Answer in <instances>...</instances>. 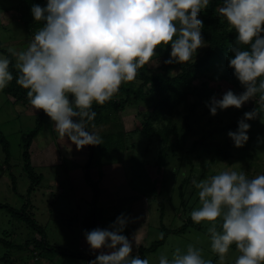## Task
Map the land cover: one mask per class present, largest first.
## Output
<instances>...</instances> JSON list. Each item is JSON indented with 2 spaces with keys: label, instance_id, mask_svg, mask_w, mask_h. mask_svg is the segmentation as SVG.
I'll return each mask as SVG.
<instances>
[{
  "label": "clouds",
  "instance_id": "9594fccd",
  "mask_svg": "<svg viewBox=\"0 0 264 264\" xmlns=\"http://www.w3.org/2000/svg\"><path fill=\"white\" fill-rule=\"evenodd\" d=\"M211 0H47L33 4L34 21L42 22L26 49L9 47L14 58L16 84L27 90L33 109L43 110L61 140L77 150L102 144L92 123L93 104L104 105L135 82L139 69L158 66L157 49L170 45L164 64H192L197 50L207 46L201 30V12ZM236 33L229 45L234 56L229 67L244 87L206 102L210 114L229 107L240 109L259 94L264 106V0H223L217 9ZM9 56L0 54V91L13 81ZM264 113L244 112L236 131L227 135L234 146L248 141L246 121ZM264 116L261 117V119ZM200 206L190 212L196 224L206 223L210 250L226 264L233 245L234 264H264V174L249 178L243 171L226 169L197 182ZM128 218L122 213L108 228L84 230L87 244L98 253L89 264H151L141 258V240L124 235ZM163 238V234H160ZM157 264H213L203 249L189 243L161 252Z\"/></svg>",
  "mask_w": 264,
  "mask_h": 264
},
{
  "label": "rangeland",
  "instance_id": "374dc122",
  "mask_svg": "<svg viewBox=\"0 0 264 264\" xmlns=\"http://www.w3.org/2000/svg\"><path fill=\"white\" fill-rule=\"evenodd\" d=\"M21 1L0 0V42L5 49H26L38 30L31 32L20 19ZM0 54L5 55L1 51ZM177 72L176 68L169 74ZM203 80L206 81V78H200V82ZM28 106L0 91V131L9 145V152L6 153L0 141V202L19 209L30 196L32 204L27 212L43 227L49 245L67 249L74 255L45 247L37 248L38 254H32L34 246L17 249L0 245V264H3L1 258L6 254L16 256L19 264H89L98 253L90 249L84 230H88L89 216L95 205L96 228H108L123 213L128 218L123 234L129 239L136 235L141 240L140 247H149L161 239L160 234L164 236L169 230L188 222L190 212L200 206L199 190L193 180L199 182L226 169L243 171L249 178H254L264 164L263 118L249 122L250 140L244 144L247 147H235L231 158L222 159L214 152V146L202 147L191 157L194 172H190L188 165L158 171L156 159L161 143L140 129L141 123L138 122L145 116L142 113L144 109L132 102L124 108L110 104L103 110L95 111L97 115L92 123L96 127H89V131L98 132L102 144L85 146L81 150H77L70 141L61 140L51 119L45 115L42 129L31 145L34 175L40 176L34 181L24 169L22 145L23 135L37 125L39 110L27 109ZM243 114L244 110L235 107L218 109L215 116L210 113L201 116V126L209 132L217 126L239 121ZM229 131L235 130L216 131L210 139L221 142L232 140L227 135ZM259 141L263 142L258 144ZM243 153L253 157L248 161L242 158ZM90 159V180H98L99 172H104L98 182L100 195L96 204L93 203L94 188L86 178L85 164ZM186 175L190 181L184 188L187 193L183 199L179 185ZM31 187L33 190L28 195ZM5 236L15 245L28 239H39L40 232L21 219L19 214L0 208V237ZM189 243L202 248L205 259L219 264L218 256L210 250L206 223L190 225L184 232L168 233L165 243L148 252L145 258L151 264H157L161 252L167 249L170 256L175 246L186 249ZM137 252L139 248L136 249L134 244L133 253ZM238 254L233 245L226 264H234ZM36 255L40 257L39 263H36Z\"/></svg>",
  "mask_w": 264,
  "mask_h": 264
},
{
  "label": "trees",
  "instance_id": "16d2710c",
  "mask_svg": "<svg viewBox=\"0 0 264 264\" xmlns=\"http://www.w3.org/2000/svg\"><path fill=\"white\" fill-rule=\"evenodd\" d=\"M21 3L20 19L31 32H35V29H39L43 25L42 22L34 21L30 11L31 6L33 4H39L42 7L46 6L47 0H22ZM222 4L223 0H211L209 7L200 14V18L204 22V28L201 32L207 46L197 50L194 63L164 64L163 61L170 56V45L166 48H158V57L154 58L155 63H159L158 66H145L139 69L137 80L135 82L123 84L118 95L111 101L102 106L95 103L92 106L93 111H99L110 104H114L118 108H124L127 104H131L132 102L140 104L144 109L142 113L145 115L144 118L138 122L139 124L141 123L140 129L148 134L149 137L153 136L157 138L161 143L156 159L158 171H164L167 167L172 169L176 166L188 165L191 167L190 172L192 173V170L194 172L191 157L202 147L214 146V152L224 160L234 155L233 149H235V146L232 140L221 142L212 140L210 137L211 134H214L216 131L220 132L231 129L236 131L238 128V121L228 123L222 127L217 126L209 132H206L204 126H201V116L210 113L209 108L206 106V102H209L210 98L213 96L217 99L222 98L223 93L229 89L236 94H240L245 90L234 76V70L228 66L229 57L234 56L229 50V45L234 42L236 33L217 11ZM0 51L6 56H9L13 61L10 67L13 71L14 79L3 91L12 96L15 101H21L30 105L27 98V90L16 84L17 73L14 68L15 60L7 52V49L2 46L1 42ZM176 68L178 72L175 75H170L169 71ZM203 77L206 78V81L203 80L200 82V78ZM209 81L212 83H209ZM122 93L124 94L122 95ZM262 108H264V106L261 105L259 94H257L256 97L247 101L240 109L247 112L253 109L261 111ZM45 115L43 110H39L36 127L23 135V165L24 169L32 175L31 177L34 181H37L40 176L34 175V167L31 160V145L33 139L42 129ZM262 116H264V113H261L257 118L252 120H260ZM252 120L246 122L249 123ZM200 132V136L195 138ZM249 140L250 138L248 141ZM0 141L3 144L4 151L8 153V141L1 131ZM262 142L263 141H259L258 144ZM90 147L92 146L90 145ZM92 151L94 150L92 149ZM251 157H253V155L243 153L242 158L249 161ZM91 165L92 161L90 159L85 164L87 169L86 178L94 188L93 203L96 204L100 195L98 182L102 179L104 172H99L98 180H90L89 169ZM260 167H262V170L259 174H264V164ZM189 181L190 179L188 175H186L179 185L180 194L183 199L187 193L184 191V188ZM32 190L33 187L29 188L28 195H30ZM31 204L30 196H28L22 208L15 209L4 202H0V208H6L19 214L21 219L27 221L28 224L40 232L39 239L32 238L23 243L14 245V243L5 236L0 237V245H4L8 248L16 247L17 249H29L31 246H34V250H31L32 254H38L36 251L37 248L45 247L46 249L57 251L62 254L74 255L67 249L49 245L43 227L39 225L32 214L27 212V208ZM92 211L88 220L89 231L96 228L98 220L96 216V205L93 207ZM190 225L199 226V224L194 223L191 218H189L188 222L180 227L169 230L164 234L163 238L155 241L149 247H139L138 254L141 258H145L148 252L156 250L160 245L165 243L168 233L184 232ZM35 259L36 263H39V255H36ZM1 260L3 264H19V259L12 254L4 255Z\"/></svg>",
  "mask_w": 264,
  "mask_h": 264
},
{
  "label": "crops",
  "instance_id": "0c3cea01",
  "mask_svg": "<svg viewBox=\"0 0 264 264\" xmlns=\"http://www.w3.org/2000/svg\"><path fill=\"white\" fill-rule=\"evenodd\" d=\"M30 108H32V106H31V105H29L27 109H30ZM30 111H31V110H30ZM35 112H36V111H35ZM35 112H34V113H35Z\"/></svg>",
  "mask_w": 264,
  "mask_h": 264
}]
</instances>
